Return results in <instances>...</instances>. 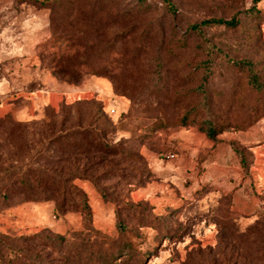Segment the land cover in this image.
<instances>
[{
    "label": "rangeland",
    "instance_id": "rangeland-1",
    "mask_svg": "<svg viewBox=\"0 0 264 264\" xmlns=\"http://www.w3.org/2000/svg\"><path fill=\"white\" fill-rule=\"evenodd\" d=\"M170 2L0 0V166L78 101L109 150L86 208L0 190V264H264V0Z\"/></svg>",
    "mask_w": 264,
    "mask_h": 264
},
{
    "label": "trees",
    "instance_id": "trees-1",
    "mask_svg": "<svg viewBox=\"0 0 264 264\" xmlns=\"http://www.w3.org/2000/svg\"><path fill=\"white\" fill-rule=\"evenodd\" d=\"M165 1L171 5L170 0ZM238 23L239 20L236 17L230 20L206 19L191 25V29L196 30L199 26L209 24L233 27ZM249 68L252 84L259 87V77L253 72L251 66ZM62 73H70L74 81L80 78V72H71L67 68ZM79 104L81 102L78 101L75 104L61 105L62 111L66 114L60 122L47 124V132L43 134L44 140L41 139L37 146H30L26 155L27 159L0 166V190L3 189L2 191L6 193L17 188L25 194L26 199H38L37 195L46 194L47 199L54 200L57 207L63 210L69 206L71 209L77 207L75 198H79L82 207H88L86 193L75 183V179L93 178L85 174L93 171L101 160H105L109 150L106 149L108 142L101 128L96 125V119H90L85 123L81 119L72 120L69 117ZM92 104L96 105L95 102ZM215 131L212 125L208 126L209 136L214 137ZM79 159L85 161L82 167ZM36 260L34 257L33 261L36 262Z\"/></svg>",
    "mask_w": 264,
    "mask_h": 264
},
{
    "label": "crops",
    "instance_id": "crops-1",
    "mask_svg": "<svg viewBox=\"0 0 264 264\" xmlns=\"http://www.w3.org/2000/svg\"><path fill=\"white\" fill-rule=\"evenodd\" d=\"M47 105H52V102H48V104Z\"/></svg>",
    "mask_w": 264,
    "mask_h": 264
}]
</instances>
